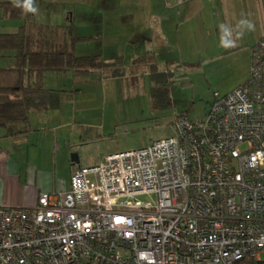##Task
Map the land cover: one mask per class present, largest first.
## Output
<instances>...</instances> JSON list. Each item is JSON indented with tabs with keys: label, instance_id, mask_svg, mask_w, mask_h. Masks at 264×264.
Masks as SVG:
<instances>
[{
	"label": "built area",
	"instance_id": "2783aa9c",
	"mask_svg": "<svg viewBox=\"0 0 264 264\" xmlns=\"http://www.w3.org/2000/svg\"><path fill=\"white\" fill-rule=\"evenodd\" d=\"M174 135L77 167L33 208L0 202V264H238L264 253V40L247 81ZM155 194V204L137 196Z\"/></svg>",
	"mask_w": 264,
	"mask_h": 264
},
{
	"label": "crops",
	"instance_id": "0c3cea01",
	"mask_svg": "<svg viewBox=\"0 0 264 264\" xmlns=\"http://www.w3.org/2000/svg\"><path fill=\"white\" fill-rule=\"evenodd\" d=\"M4 1L12 0H0V2ZM98 2V7L101 8L99 19L107 21L104 26L109 29H99L94 34L85 36L97 37L95 39L97 44H104V47L107 45L105 51L110 50V53L97 55H100L106 63L121 62L124 74L122 77L111 78L108 77L109 73L95 70L79 78L74 77L72 73L46 75L45 87L54 91L49 97L46 109L32 113L30 123L27 125L0 129V202L8 207L33 208L38 204L42 193L69 191L72 173L77 167H82L79 161L74 163L72 160V157H75L74 153L78 152L76 148L86 144L88 138L101 140L106 136L102 124L103 109L91 108L87 114L86 104L82 106L79 102L82 91L79 85L96 80L102 85L116 82L127 78L129 71L134 73L137 67L144 68L150 75L148 65L136 63L138 58L147 54L154 56L158 72L165 73L161 71L162 66L169 64L174 66L176 63L169 61L168 64L166 58L176 60L175 53L181 51L183 28L194 30L195 39L199 40L200 37L202 39V36H199L202 34L200 29L211 22V31L220 41L223 34L220 26H228L233 30V34L242 30L244 35L237 40L236 46L228 47L222 54L229 55L237 49H242L244 51L242 59L247 62L250 60L252 49L264 38V0H99ZM119 12L123 13L121 16L124 20L131 22H118ZM37 16H34L35 19L38 18ZM142 18L144 22H135L142 21ZM242 20L251 22L253 29L248 30L242 26ZM0 21H3L0 22V27L11 30L5 31L6 33L16 32L23 25L22 21L17 20ZM69 21L72 22L73 19L70 17ZM129 28H137V31L134 29L133 32L128 30ZM207 32L209 33L208 30ZM134 33H140L142 38L133 40ZM163 61L165 63H162ZM13 65L12 59L0 57V68ZM246 81L244 76L237 82L236 88ZM156 85L151 81V86ZM85 126H88L89 131L92 132L89 137L88 133L84 132Z\"/></svg>",
	"mask_w": 264,
	"mask_h": 264
},
{
	"label": "rangeland",
	"instance_id": "374dc122",
	"mask_svg": "<svg viewBox=\"0 0 264 264\" xmlns=\"http://www.w3.org/2000/svg\"><path fill=\"white\" fill-rule=\"evenodd\" d=\"M98 1L35 0L39 8L38 18L35 20L38 23L64 26L69 24L71 17L77 34L86 37L85 35L94 34L99 29H109L104 26L107 21L99 19L101 8L98 7ZM122 14L119 12L118 22H131L124 20ZM143 20L135 22H144ZM210 25L211 22L200 29L202 34L199 36L202 39L200 37L199 40L195 39L194 30L183 28V46L181 51L175 53L176 60L170 57L165 60L168 64L169 61L177 64L162 66L161 71L167 75L159 77V81L156 79L160 85L151 86V81L157 82L142 67H137L134 73L129 71L127 78L116 82L102 85L96 80L79 85L82 90L79 102L82 106L86 104L87 114L91 108L103 109V133L106 135L101 140L88 138L86 144L76 148L78 152L74 155L78 157L82 167L96 166L109 154L142 149L154 141L173 136L172 122L176 114L187 112L191 120H201L213 103L214 93L226 95L238 86L237 82L244 76L249 78L251 57L249 62L243 60L242 49L229 55L222 54L228 48L222 45L235 39L237 33L233 34L231 30L229 35L223 31L220 41L211 31ZM1 27L0 33L11 31L10 28ZM134 29L137 31V28L128 30L134 32ZM140 33H134L133 40L142 38ZM106 48L107 45L104 47V44L92 41L80 43L76 53L79 56H83V53H110V50L105 51ZM169 79L171 83L166 82ZM85 129L88 137L91 136L89 127L85 126ZM136 200L143 204H155L157 195H140ZM260 259L264 262V253L260 254Z\"/></svg>",
	"mask_w": 264,
	"mask_h": 264
},
{
	"label": "trees",
	"instance_id": "16d2710c",
	"mask_svg": "<svg viewBox=\"0 0 264 264\" xmlns=\"http://www.w3.org/2000/svg\"><path fill=\"white\" fill-rule=\"evenodd\" d=\"M0 20L23 23L16 32L0 33V57L14 61L12 67L0 68V129L27 125L32 113L46 109L54 92L45 87L49 73H72L78 78L95 70L105 71L111 78L124 74L121 62L106 63L100 55L79 56L76 53L80 43L95 41L97 37H80L73 22L61 27L38 23L33 15L22 14L12 1L0 2ZM136 63L149 66L153 81L167 75L158 72L152 54L138 58ZM166 82L171 83L170 79ZM156 84L160 85L159 82ZM238 264L264 262L247 257Z\"/></svg>",
	"mask_w": 264,
	"mask_h": 264
},
{
	"label": "clouds",
	"instance_id": "9594fccd",
	"mask_svg": "<svg viewBox=\"0 0 264 264\" xmlns=\"http://www.w3.org/2000/svg\"><path fill=\"white\" fill-rule=\"evenodd\" d=\"M12 3L15 7L20 8L22 11V14H24V15L31 14L33 16H36L39 13V8L36 5L35 0H12ZM241 25L246 27L248 30H252L254 27L251 24V22L243 21V20L241 21ZM221 29H222V31H225L229 35H231V28H229L228 26L222 25ZM243 35H244V32L242 30L239 31L236 34L235 39L230 40L228 44L222 45V46L235 47L237 40L241 39L243 37Z\"/></svg>",
	"mask_w": 264,
	"mask_h": 264
},
{
	"label": "water",
	"instance_id": "95a60500",
	"mask_svg": "<svg viewBox=\"0 0 264 264\" xmlns=\"http://www.w3.org/2000/svg\"><path fill=\"white\" fill-rule=\"evenodd\" d=\"M72 160H73L74 163H78V161H79L77 156L72 157Z\"/></svg>",
	"mask_w": 264,
	"mask_h": 264
}]
</instances>
